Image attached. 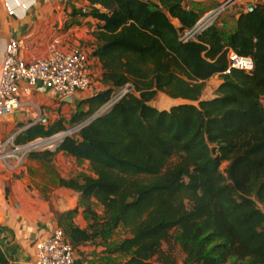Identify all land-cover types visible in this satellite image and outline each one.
Masks as SVG:
<instances>
[{
	"label": "trees",
	"instance_id": "trees-1",
	"mask_svg": "<svg viewBox=\"0 0 264 264\" xmlns=\"http://www.w3.org/2000/svg\"><path fill=\"white\" fill-rule=\"evenodd\" d=\"M87 1L106 87L77 103L74 126L128 92L54 150L28 156L51 164L65 153L90 163L95 177L59 182L80 194L91 221L87 229L71 222L66 236L76 247L122 229L129 237L108 253L125 255L124 264H176L163 249L172 240L183 264H264V3L245 7L231 30L218 17L183 42L202 18L184 0ZM230 51L252 58L254 71L227 74ZM215 76L216 96L203 99ZM159 93L184 102L160 110L151 105ZM64 131L63 119L38 123L17 143Z\"/></svg>",
	"mask_w": 264,
	"mask_h": 264
},
{
	"label": "crops",
	"instance_id": "crops-1",
	"mask_svg": "<svg viewBox=\"0 0 264 264\" xmlns=\"http://www.w3.org/2000/svg\"><path fill=\"white\" fill-rule=\"evenodd\" d=\"M149 1L156 3L159 0ZM184 1L187 8L205 16L223 0ZM91 9L87 0H0V69L6 46L12 40L21 45L20 56L26 62L47 58L53 42L58 41V48L63 51H82L89 55L92 64L98 67L102 75L101 64L93 56L99 44L96 37L98 19L86 13ZM95 92H98L97 86L89 93H79L75 100L80 102ZM202 98L205 99L204 93ZM19 101L22 107L8 117H0V141L38 123L52 125L57 121L59 110L70 107L77 109L74 105L53 100L40 91L20 94ZM38 119L41 121L37 122ZM84 163L90 166L89 162H79L65 153H59L51 164L29 158L21 165L15 161L10 162V167L0 164V250L6 264H33L36 243L50 237L59 227L54 210L43 199V192L38 190L36 184L54 173L61 174L58 180L60 187L61 179H77L85 175L79 168ZM88 176L95 177V174ZM63 189L65 193L58 201L57 210L61 214L80 210V194ZM81 214L85 215L83 212Z\"/></svg>",
	"mask_w": 264,
	"mask_h": 264
},
{
	"label": "built area",
	"instance_id": "built-area-1",
	"mask_svg": "<svg viewBox=\"0 0 264 264\" xmlns=\"http://www.w3.org/2000/svg\"><path fill=\"white\" fill-rule=\"evenodd\" d=\"M236 3L249 8L251 4L255 6L264 3V0H223L215 10L202 17L193 29L182 34L181 41L192 40L196 33L213 23L224 10ZM20 50L21 45L15 40L10 41L5 49L0 69V117H8L22 107L19 95L23 93L40 91L47 93L53 100L63 102L92 88L93 64L86 53L63 51L58 48V41H54L47 58L26 62L20 56ZM228 61L227 74L231 70L251 73L255 68L252 58L239 56L233 51L228 53ZM127 92V88L123 89L93 117L52 137L19 144L17 137L21 132L9 135L0 141V164L10 167V162L15 161L21 165L33 152L54 150L64 138L78 134L96 115L112 107ZM40 121L38 119L37 122ZM33 264H77L76 249L62 228L57 227L50 237L36 243Z\"/></svg>",
	"mask_w": 264,
	"mask_h": 264
},
{
	"label": "rangeland",
	"instance_id": "rangeland-1",
	"mask_svg": "<svg viewBox=\"0 0 264 264\" xmlns=\"http://www.w3.org/2000/svg\"><path fill=\"white\" fill-rule=\"evenodd\" d=\"M243 9H245V6L239 3H236L232 5L231 7L227 8L219 15V26L222 28H225V30H231L235 26V20L238 13H240ZM204 17V15L202 16ZM98 67L94 66L92 67L93 71V85L90 90L87 91H93L96 89V86L98 87V91L102 90L106 86L102 83L101 74L99 73V70H97ZM221 78H213L210 79L205 86V92H204V98H211L213 96H216L217 94V88L220 85ZM184 101L182 100H174L168 97L167 95L163 93H159L155 99L151 102V105L160 109V110H169L171 107L182 104ZM77 101L75 100V104H73L75 107H77ZM161 107H167L166 109H162ZM81 108L78 111H81ZM75 108H67V110L61 111L59 110L57 115V120L63 119L65 124V131L69 130L74 126L72 122V117L75 113ZM43 151V150H42ZM56 157L54 158V160ZM53 160V162H54ZM52 162V163H53ZM49 164V163H47ZM227 163L223 164L222 170H226ZM79 168H82V174L85 175H91L92 170L90 169L89 164H80ZM53 176L50 177L47 175V177L42 178V182H38L36 184V187L38 190L43 192V199L46 202H49L52 209L55 212V215L57 217V220L59 221V227L64 230V232L67 234L68 225L72 222L74 226H77L81 229H87L89 225L91 224L90 219L86 215H79L80 212H83L84 204L81 203L78 208H80L79 212L75 215H71L70 217H63L59 218L61 215V212L57 210L56 206L59 205L58 201L61 200L62 195L65 193V189L58 186V180L61 177V174H52ZM70 177V175H68ZM54 201V204H53ZM92 208L98 213L100 218H103V209L101 206H99L96 202H92ZM260 208L264 211V206L260 205ZM68 236V234H67ZM129 237V235L123 231L122 229L109 231L105 235L100 236L95 241L82 244L80 246H76V254H77V264H124L127 260L125 255L121 254H109L108 251L110 249H113L115 246L119 244L121 240L124 238ZM164 251L166 252H172L173 257L175 258L176 264H183L184 261V254L180 248L179 245L175 243L174 240H172L170 245L164 244L163 246Z\"/></svg>",
	"mask_w": 264,
	"mask_h": 264
},
{
	"label": "water",
	"instance_id": "water-1",
	"mask_svg": "<svg viewBox=\"0 0 264 264\" xmlns=\"http://www.w3.org/2000/svg\"><path fill=\"white\" fill-rule=\"evenodd\" d=\"M253 8H254V5L251 4V5L249 6V9H253ZM74 102H75V97H74V96H71V97H69V98L63 100V103H65V104H69V105H73ZM110 108H111V107H109V108L106 109L105 111L101 112L99 115H96V117H94V119H95V118H98L99 116H101V115H103V114H105ZM44 123H45V122H44Z\"/></svg>",
	"mask_w": 264,
	"mask_h": 264
}]
</instances>
